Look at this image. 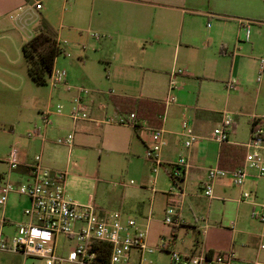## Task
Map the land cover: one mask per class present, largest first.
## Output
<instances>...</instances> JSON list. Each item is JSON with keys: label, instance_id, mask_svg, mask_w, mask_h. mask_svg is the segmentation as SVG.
<instances>
[{"label": "crops", "instance_id": "0c3cea01", "mask_svg": "<svg viewBox=\"0 0 264 264\" xmlns=\"http://www.w3.org/2000/svg\"><path fill=\"white\" fill-rule=\"evenodd\" d=\"M29 2L0 0V25H4L2 19L20 11V7L24 8L22 21H28L29 12L36 19L38 14L32 10ZM72 8L77 11V15H81L78 18L81 23L74 22L68 28L61 26L58 29L68 59L60 61L58 57L54 66V70L67 71L70 86L62 84L51 88L45 110L51 109L52 124L46 129L45 140L31 138L28 132L42 125L41 118L35 121L33 128L27 132L32 142L29 146L42 154L45 166L59 171L64 167L53 160L48 151L58 150L61 145L70 152L73 146L97 147L101 154L113 152L129 157L127 174L134 182L121 183L124 188L121 189L118 210L125 217L136 216L139 224L148 229L151 245L157 246L162 237L171 236L176 237L178 245L179 231L193 224L185 215L189 185L198 183L205 194L209 169L223 167L220 165V156L224 142L214 139L212 132L222 123L224 113L228 112L234 118L229 140L225 143L244 146L245 158L248 149L245 143L232 138V130L236 129L243 117L248 119L251 129L254 118L264 114V111L259 112L257 106L260 96L264 94V78L254 81L257 73L263 72L260 69L264 55V0H73ZM247 26L251 28L250 40L246 39ZM85 27L96 31L99 37L86 34ZM66 29L68 34H79L77 41H86L88 44L91 35L95 38L90 42V50L100 63H108V67L102 71L106 73L105 77L101 76L100 69L87 66V59L91 57L89 53L78 56L81 62L70 59L72 55L68 49L73 46V42L69 45ZM177 69H184L187 73L178 74L175 77L176 86L170 88L172 72ZM231 80H235L238 87L229 90L226 84ZM79 86L89 87L93 91L91 95L85 96V101L94 120L118 112L111 100L112 96L146 98L165 104L163 123L156 127L163 130V166L156 174L154 161L146 157L149 142L146 129L118 123L98 125L94 120H84L75 126L70 117L71 100ZM55 94L67 104L70 102L66 112L59 113L51 106ZM170 95L176 96V100L166 104ZM101 102L107 104L105 110L99 107ZM184 121L188 123L186 130L199 136L190 148L184 144ZM143 125L148 124L144 122ZM72 131L75 133L72 145L57 143L59 137H67ZM182 155L187 157L188 167L180 181L175 183V191L170 192L169 182L174 185L170 176L171 164ZM21 156L23 164L14 169L22 176L17 181L25 179L27 164L34 158L28 149H23ZM249 173L248 180L259 177L254 169H250ZM225 177L215 180L213 196L205 194L211 204L221 197L227 198L217 194L227 193V184H222ZM238 187L242 195L244 186ZM15 198L16 205H12ZM149 198L150 203L147 205L145 200ZM21 200L24 201L23 206L20 205ZM241 200L239 198V202ZM156 202L162 205L164 217L170 203L180 204L184 219L183 224L174 229L165 223L163 217L160 220L163 230L157 237L151 233ZM28 205L29 199L26 196L18 193L10 195L5 207L9 219V224L5 226L6 233H15V222L23 219L24 209ZM254 209H257V205L251 212L256 218L253 215ZM151 211L153 217L148 222ZM203 226L205 230L202 233L206 237L213 225ZM230 251L234 253V264L238 257L234 250ZM156 252L167 253L162 250ZM203 252L216 251L210 248ZM184 253L198 252L196 249H186Z\"/></svg>", "mask_w": 264, "mask_h": 264}, {"label": "rangeland", "instance_id": "374dc122", "mask_svg": "<svg viewBox=\"0 0 264 264\" xmlns=\"http://www.w3.org/2000/svg\"><path fill=\"white\" fill-rule=\"evenodd\" d=\"M72 5L73 0H44V8L37 13L36 19H33L32 16L35 15L32 12L27 15L28 21L11 18L9 15L2 19L4 25H0V174H3L5 181L15 182L22 178L19 172L12 170L6 161L13 145L18 146L21 151L28 149L32 157L38 154L37 149L29 146L32 142L27 137V132L33 128L35 121H40L41 112L47 109V99L52 88L50 84L40 85L31 79L22 46L31 38L42 18L57 30H60L61 26L68 28L74 22L81 23V19H78L81 15H77V11L71 9ZM84 29L88 35L96 33L92 29H86V27ZM65 31L69 45L73 42V46L68 49L72 55L70 59L81 62L78 56L89 53L91 57L87 59V66L100 69L101 76L105 77L106 73L102 71H105L108 63H100L90 50V42H93L95 38L91 35L87 44L86 41H77L79 34L73 35V32L68 34L67 29ZM66 56V52H63L59 60L67 61ZM255 78L254 81L264 78V68L263 72L257 73ZM58 104L63 105L59 111L62 113L68 110L67 106L70 102L67 104L55 94L51 106L57 110ZM257 106L259 112L264 111V94L260 96ZM250 130L248 119L243 117L236 129L232 130V138L239 143H246L250 139ZM61 146H58V150L48 152L53 160L60 162L64 167L62 171H68L66 178L68 194L81 203H94L107 211L118 210L121 189L124 188L121 183L132 181V177L127 174L130 165L129 157L113 152L101 154L97 147L73 146L70 152L69 149ZM225 179L222 184H227V193L225 191V193L217 194L227 198L221 197L213 204L199 188L198 183L193 182L189 185L185 215L193 224L188 229L184 227L179 231L177 248L183 250L182 252L186 249H196L198 253L210 248L216 252L234 250L238 257L234 264H256L257 261L264 264V249H260L259 237L261 225L251 215L254 206L257 205V208H260L264 203V177L246 180L243 192L247 193V196L241 195L230 173ZM135 181L138 180L135 179ZM172 188L173 184L169 182L168 190ZM173 189L175 191L176 188ZM239 198L242 199L240 202ZM145 201L148 205L150 198ZM15 202H17L16 198L12 205H16ZM23 204L24 201L21 200L20 205L23 206ZM238 210H240L239 215ZM2 211L0 207V213ZM154 212L155 220L151 233L152 236L157 237L163 230L160 220L164 217V213L160 203H155ZM205 224L213 225L206 237L202 233L205 230L203 226ZM37 238L47 244L54 242L53 235H37ZM57 244V252L66 254L74 243L66 236L59 235ZM1 255L0 264H46L42 258L26 257L21 253L5 252ZM149 258L158 264H169L167 253L154 252L149 255Z\"/></svg>", "mask_w": 264, "mask_h": 264}, {"label": "built area", "instance_id": "2783aa9c", "mask_svg": "<svg viewBox=\"0 0 264 264\" xmlns=\"http://www.w3.org/2000/svg\"><path fill=\"white\" fill-rule=\"evenodd\" d=\"M30 7L36 13L40 12L44 6V0H29ZM24 8L13 13L12 18L22 20ZM246 39L251 38V28L247 26ZM99 37L98 33H93ZM264 68V56L261 58V71ZM187 73L184 69H177L172 72L170 88L176 86L175 77L178 74ZM52 87L66 84L67 71L53 70L49 79ZM229 90L238 87L235 80L226 84ZM78 92L72 98V108L70 117L75 126L84 120H94L89 105L85 101V96L93 93L92 89L86 86H79ZM176 100V96L170 95L166 99V104ZM99 107L106 109L105 102L99 103ZM63 108L58 104L57 111ZM51 109L41 112V123L38 127L31 129L28 136L31 138H41L45 140L46 129L52 124ZM98 125L102 123H118L132 126L136 129H146L148 131L149 142L146 150V157L154 161V173L156 174L163 166L161 152L163 147V130L151 126L139 125L135 112L121 113L105 116L94 120ZM234 126V118L228 112L224 113L222 123L217 126L212 137L223 143L229 140L230 130ZM184 131L182 135L184 144L190 148L198 140L199 136L193 132H188L187 121L183 123ZM74 132L67 137H59L57 143L72 145ZM248 151L245 163L234 170L221 167H211L208 172V182L205 185V194L213 196L215 180L227 176H233L237 186L243 187L250 175L249 170L254 169L257 176L264 177V114L256 116L252 122L250 140L245 143ZM6 161L11 169H17L23 164L21 150L13 145ZM28 172L22 181H5L3 174H0V254L5 252L21 253L24 256L42 258L46 264H104V251L100 244L102 242L111 245L107 264H158L149 258V255L158 251H166L169 254V264H232L234 253L226 252H203L184 253L177 248L175 236L162 237L157 246L151 245L148 241V229L142 227L135 217H125L120 210L107 211L94 203H80L72 198L67 191L66 178L68 171L52 170L45 166L42 161V154H36L33 160L27 164ZM188 167V159L185 155L178 158L171 164L170 176L175 183L185 174ZM134 182V180H132ZM170 192H173L174 189ZM18 193L29 199V205L24 209L23 219L15 222V233L5 232V226L9 224V219L5 214V207L10 195ZM244 194V193H243ZM247 196V193L244 194ZM253 215L261 223L260 249H264V203L260 208L253 210ZM150 212L148 222L152 219ZM165 223L174 229L183 224L182 207L174 203L167 206L164 217ZM37 235L54 236L53 244H47L37 238ZM64 235L73 241V247L67 254L57 252L58 236ZM256 264H262L257 261Z\"/></svg>", "mask_w": 264, "mask_h": 264}, {"label": "trees", "instance_id": "16d2710c", "mask_svg": "<svg viewBox=\"0 0 264 264\" xmlns=\"http://www.w3.org/2000/svg\"><path fill=\"white\" fill-rule=\"evenodd\" d=\"M22 52L31 79L40 85L49 84L56 60L64 52L59 30L42 18L32 37L23 44ZM111 100L119 112H135L138 126L145 122L150 126L158 127L163 123L165 104L162 102L129 96H112ZM245 153L244 146L224 142L220 165L223 166L222 168L234 170L242 165ZM100 246L104 251V258L101 261L107 264L111 245L102 242Z\"/></svg>", "mask_w": 264, "mask_h": 264}]
</instances>
